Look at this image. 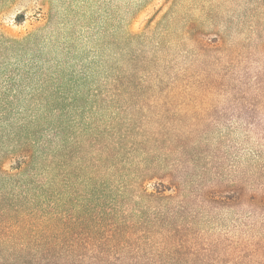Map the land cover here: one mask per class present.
I'll return each mask as SVG.
<instances>
[{
  "label": "trees",
  "instance_id": "16d2710c",
  "mask_svg": "<svg viewBox=\"0 0 264 264\" xmlns=\"http://www.w3.org/2000/svg\"><path fill=\"white\" fill-rule=\"evenodd\" d=\"M34 38L0 33V264H219L220 251L184 234L192 200L179 161L157 146L166 108L201 104L210 73L176 59L154 71L145 58L86 84L49 58L10 63ZM199 196L245 198L223 185Z\"/></svg>",
  "mask_w": 264,
  "mask_h": 264
},
{
  "label": "rangeland",
  "instance_id": "374dc122",
  "mask_svg": "<svg viewBox=\"0 0 264 264\" xmlns=\"http://www.w3.org/2000/svg\"><path fill=\"white\" fill-rule=\"evenodd\" d=\"M0 33L35 37L10 63L49 58L66 73L83 70L86 84L109 65L126 71L145 58L154 71L176 59L210 73L213 92L201 104L186 115L183 105L166 108L159 156L179 161L192 200L180 212L186 237L220 251L219 264H233L240 245L248 248L238 263L264 264L251 251L264 242V0H0ZM222 185L245 198L201 201V191ZM220 239L221 250L210 246Z\"/></svg>",
  "mask_w": 264,
  "mask_h": 264
}]
</instances>
